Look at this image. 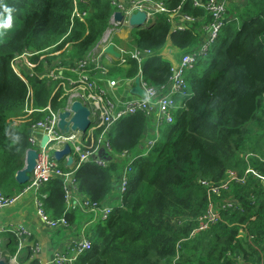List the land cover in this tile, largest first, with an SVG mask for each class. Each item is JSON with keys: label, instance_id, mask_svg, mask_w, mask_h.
Masks as SVG:
<instances>
[{"label": "trees", "instance_id": "1", "mask_svg": "<svg viewBox=\"0 0 264 264\" xmlns=\"http://www.w3.org/2000/svg\"><path fill=\"white\" fill-rule=\"evenodd\" d=\"M3 4L13 12L11 27L5 29L6 14L0 8V191L16 197L29 185L19 184L16 175L24 169L31 147L30 128L47 115L25 112L29 89L35 109L49 105L55 112L63 109L67 99L61 93L53 97L57 83L39 75L84 60L111 27L117 8L112 0H3ZM166 5L170 14L212 21L192 0H167ZM234 5L209 54L186 73V95L176 97L180 108L175 122L162 128L149 154L144 156L141 150L144 113L129 115L111 129L113 152H127L135 159L129 189L108 221L92 226L93 248L76 264H174L178 245L176 264H264V181L247 173L254 170L264 177V0ZM75 9L85 14L84 20L73 16ZM169 41L183 55L200 44V36L195 28L174 30L169 15L160 14L149 26L133 28L128 43V49L152 50L154 55L141 65L133 59L125 66L113 60L107 74L134 80L141 71L146 82L165 86L173 65L161 52ZM115 43L122 44L119 39ZM26 52L35 53L28 58L34 73H24L27 83L11 66ZM122 170L118 163L84 164L76 173L81 195L92 202L105 200ZM229 170L238 180L228 193L212 200L218 206L223 198L234 200L236 207L222 211L221 221L194 234L209 206L208 189L200 181L218 185ZM43 192L48 194L43 200L46 215L65 216L71 224L78 218L77 213H66L62 181H50ZM0 236L7 237L0 250L9 260L18 250V239L11 232ZM25 253L20 264L32 256L30 249Z\"/></svg>", "mask_w": 264, "mask_h": 264}, {"label": "built area", "instance_id": "2", "mask_svg": "<svg viewBox=\"0 0 264 264\" xmlns=\"http://www.w3.org/2000/svg\"><path fill=\"white\" fill-rule=\"evenodd\" d=\"M166 1L112 0L113 5L117 8L116 12L122 13L124 20L122 22L115 21V12L110 20L111 27L106 31L94 50L84 60L75 64L74 67L47 69L43 74L39 75L41 78H47L57 83L53 97L61 93V97L67 99L66 106L63 109L55 112L51 108V105L44 109H35L33 92L29 89L25 112L28 114L43 112L47 113V115L43 120L36 122L30 128L31 134L29 142L31 147L28 151L35 150L38 153V159L36 161V168L31 174L29 185L24 191L29 189L36 193L39 214L49 229H64L70 231L72 224L67 217L63 216L60 219H53L49 215H46L44 211L43 200L47 198L48 194L44 193L43 189L50 181H62L66 213L81 214L85 219L83 226L86 227L85 229L89 228L88 233L80 241L75 242L69 248L68 252L56 254L55 264H76L81 256L92 250L93 243L90 238V229L94 224L108 221L115 208L122 204L123 196L129 189L130 175L133 172L132 165L135 161L131 154L127 152L111 154L112 159L110 161L98 155V152L102 148L110 153H114L111 149L109 136L113 126L123 118L138 112L144 113L147 120L154 117L155 123L152 131V139L148 143L146 153L143 154L147 156L151 149L159 142L162 128L167 125H172L175 122V113L180 108L177 104L176 97L186 95V73L194 68L201 58L209 54L228 20V12L233 4L235 2L236 4H244L247 0H209L206 3H203L201 0H192L195 7L205 9L208 15L211 16L212 21L208 24L206 39L203 42L200 41V44L192 51L182 55L180 62L173 68L170 80L165 86L158 88L146 82L140 71L137 77L141 79V88L146 92V98L135 96L133 99L127 101H124V99L116 100L111 96L110 92L118 90L120 86H124L126 83L135 80L110 78L102 83L96 77L95 72L105 70L108 73L103 63V58L108 55L106 49L110 45H114L116 51L121 55L117 59L121 66H125L128 59H133L141 65L146 58L153 56L155 53L152 50H140L138 48L127 50L123 47H117L115 34L118 29H132L130 19L137 13H145L147 15L146 25L155 21L158 15L168 14L169 21L176 31L193 29L200 20L199 18L181 12L170 14ZM178 15H180V19L177 20ZM73 16L84 20L85 14L82 15L75 9ZM231 18H233L232 15L229 16V19ZM34 54L26 52L15 57L11 64L14 72L26 83L27 80L24 77V73L31 75L34 73L28 63V58ZM77 101L81 102L90 111L89 119L92 122L90 128L86 133L72 131L71 129L68 132L60 130V114L71 112L72 117L74 114L71 111L72 105ZM70 119H67V121H70ZM97 132H99L98 136H96ZM66 145L70 146L71 154L65 157L63 161L65 165L62 167L61 162L56 160L55 153L64 150ZM69 157H73L74 160L71 166L67 165ZM89 162H94L102 167L111 165V163H118L123 166L120 177L113 181L114 188L112 193L101 202H92L89 198L81 195L79 191L76 173L84 164ZM247 173H252L264 181V177L260 176L254 170H249ZM237 180L238 175L236 172L229 170L227 171L226 179L218 185H214L205 180L200 181L208 189L209 206L207 212L199 218V225L194 231V234L208 230L211 226L221 221L222 211L236 207L234 206V200L223 198L221 206H218L212 199L214 196L222 197L228 193L231 183ZM14 200L15 197H8L0 191V211L13 203ZM3 232H6V229ZM12 233L18 239V250L9 260L3 257L0 251V261H4L6 264H20V254L24 250V243L28 244L30 234L24 227H19ZM252 238L251 236L250 240ZM30 250L32 252V259L33 256H37L41 252V247L36 243ZM179 250L180 247L178 245L174 264L179 259Z\"/></svg>", "mask_w": 264, "mask_h": 264}, {"label": "crops", "instance_id": "3", "mask_svg": "<svg viewBox=\"0 0 264 264\" xmlns=\"http://www.w3.org/2000/svg\"><path fill=\"white\" fill-rule=\"evenodd\" d=\"M234 4H236V2ZM244 4H246V2ZM178 19H180V15L177 16V20ZM207 28L208 21L206 19L199 20L195 25V30L199 34L201 42H203L207 37ZM131 31L132 29L128 28L118 29L115 34V38L119 39L122 44H116L117 47L120 46L127 50H131L128 49ZM161 53L165 60L172 63L173 68L180 62L182 57V53H180L171 45V41L167 43L166 47ZM110 55L111 54H108L103 58L105 69H107L108 65L112 63L113 60H117L115 56ZM56 68L57 67L53 69ZM95 75L100 81H102V83L111 78V76L108 75L105 70L95 72ZM134 86V81H131L126 83L124 86H120L118 90L111 91L110 94L116 100L124 99V101H127L133 99L135 95H133L131 91ZM166 92H168V90H166ZM154 123V117L150 120H147L144 138L141 141L142 154L146 153L148 143L152 139ZM111 154L114 155L115 153H110L103 148L98 152V155L101 157L104 156L103 158L105 160L108 159L107 161L112 159L110 156ZM37 201L36 193L29 189L15 197L13 203L0 211V235H4L8 232L12 233L15 232L19 227H24L29 232L30 238L28 244L24 243V250L21 254L23 255L25 252H28V249H31L36 243L41 247V252L37 256H33L32 259L30 258V260L25 264H31L33 261H38V264H55L56 254L60 252H68L69 248L75 242L80 241L82 237L88 233L89 228L85 229L86 227L83 226L85 219L83 216H81V214H78V218L72 222V229L70 231H66L64 229H49L39 214ZM4 229H6V232H3ZM6 240L7 237L0 236V243Z\"/></svg>", "mask_w": 264, "mask_h": 264}, {"label": "water", "instance_id": "4", "mask_svg": "<svg viewBox=\"0 0 264 264\" xmlns=\"http://www.w3.org/2000/svg\"><path fill=\"white\" fill-rule=\"evenodd\" d=\"M115 21L122 22L124 20V16L120 12L115 13L114 17ZM147 15L145 13H137L130 19V26L133 28L139 27H147L146 25ZM106 52L115 56L117 59L120 58V53L116 51L114 45H110ZM135 86L133 87L131 93L140 98H146V92L141 88V79L137 77L134 81ZM73 116L71 117V112L61 113L59 116V129L65 132H68L70 129L72 131H81L82 133H86L90 128L92 122L89 119L90 111L87 107H85L81 102H75L72 105L71 109ZM70 121H67V119ZM30 133V131H29ZM31 134V133H30ZM71 154V148L69 145H66L64 150L57 151L55 153V158L59 162H63L66 156ZM38 153L35 150H29L26 154L25 167L23 170L18 172L16 175V180L19 184L26 185L30 182L31 174L34 172L37 165ZM73 157H69L68 166L73 164ZM0 264H6L4 261H0Z\"/></svg>", "mask_w": 264, "mask_h": 264}, {"label": "clouds", "instance_id": "5", "mask_svg": "<svg viewBox=\"0 0 264 264\" xmlns=\"http://www.w3.org/2000/svg\"><path fill=\"white\" fill-rule=\"evenodd\" d=\"M0 8H3V12L6 14L2 27L5 29L10 28L13 9L9 8L6 4H3V0H0Z\"/></svg>", "mask_w": 264, "mask_h": 264}, {"label": "bare ground", "instance_id": "6", "mask_svg": "<svg viewBox=\"0 0 264 264\" xmlns=\"http://www.w3.org/2000/svg\"><path fill=\"white\" fill-rule=\"evenodd\" d=\"M230 11V10H229ZM111 56V55H110ZM113 59V58H112ZM132 80V79H131ZM135 80V79H134ZM188 84V83H187ZM179 112V111H178ZM104 157V156H103ZM107 157V156H106ZM108 160V159H107Z\"/></svg>", "mask_w": 264, "mask_h": 264}, {"label": "rangeland", "instance_id": "7", "mask_svg": "<svg viewBox=\"0 0 264 264\" xmlns=\"http://www.w3.org/2000/svg\"><path fill=\"white\" fill-rule=\"evenodd\" d=\"M118 47H120V46H118ZM251 241H252V240H251ZM251 241H250V242H251Z\"/></svg>", "mask_w": 264, "mask_h": 264}]
</instances>
